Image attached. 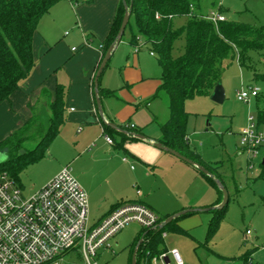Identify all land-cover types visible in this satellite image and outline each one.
<instances>
[{"label":"rangeland","instance_id":"1","mask_svg":"<svg viewBox=\"0 0 264 264\" xmlns=\"http://www.w3.org/2000/svg\"><path fill=\"white\" fill-rule=\"evenodd\" d=\"M61 5L64 4L61 3L58 7ZM219 6L227 10L224 15L229 21L264 26V0H201L204 15L216 11ZM50 21L43 22L42 29ZM181 21L183 23L185 19L178 20V23ZM131 25L134 29L133 21ZM57 26V38H73L72 27L65 24ZM66 32L69 35L65 36ZM130 34L131 30L128 29L125 37ZM184 44L183 39L178 42L176 55ZM260 54L251 53L254 68L258 72L263 71ZM261 61L264 64V57ZM221 84L225 89V101L222 104L213 102L211 96H201L186 101L185 109L189 114L187 133L191 146L205 162L225 164L226 169L221 170L219 175L225 182L230 199L226 216L215 237L207 243L208 229L214 213L192 212L193 214L179 220L188 235L168 233L167 244L169 248L179 251L186 264H243L240 257L254 248L258 249L255 250L252 261L255 264H264V170L257 168L247 173L245 159L236 152L240 142L239 133L247 127L249 116L257 118L259 111L264 109V81H255L253 71L234 60L227 63ZM253 85L261 88L259 97L251 99L250 102L239 101L237 92ZM166 101L168 104L167 98ZM2 127L6 129L4 125L0 126V142L6 139L4 135L7 133H1ZM78 136L77 129L65 128L52 145L54 159L49 160L48 152L46 158L27 166L19 174V183L23 185L26 193H31L34 187L44 185L52 175L58 165L55 151L61 159L70 160L69 166L73 175L87 192L92 223L112 207H105L106 198L113 197L129 186L132 190L127 193L133 195L136 184L145 194H150L148 202L161 214V218L167 214L216 209L219 205L215 204L220 197L221 203L223 202L224 195L220 187L209 183L191 165L177 160L176 164H170L165 161V157H168L165 153L142 142L128 143L127 148L132 155L151 167L144 166L123 151L116 152L119 155L113 157L112 168L104 170L100 164L87 159L73 161ZM27 147L32 148L33 143H29ZM124 158L129 163H124ZM4 159L5 156L0 154V162ZM122 173L126 178H121ZM98 199H103L102 205L96 203ZM141 230L135 223L127 226L114 240L116 255L101 254L100 264H132V250ZM248 230L253 233L249 238ZM62 258L58 260L59 264H85L79 252H70Z\"/></svg>","mask_w":264,"mask_h":264},{"label":"trees","instance_id":"2","mask_svg":"<svg viewBox=\"0 0 264 264\" xmlns=\"http://www.w3.org/2000/svg\"><path fill=\"white\" fill-rule=\"evenodd\" d=\"M60 1L0 0V105L11 102V96L31 76L36 67L33 42L39 23ZM125 4L131 7V19L126 28V31L131 30L130 43L137 46L142 40L150 45L162 70V84L153 99L163 93L168 99L170 116L160 125L159 143L206 168L226 187L217 172L222 164L205 162L190 144L187 133L189 114L185 103L196 97L211 96L216 85L222 82L227 63L234 60L252 70L255 81H264V64L261 61L264 57V26L229 20L214 24L204 18L201 0H122L103 45V59L116 42L126 13ZM217 10L221 14L227 13L221 6ZM180 19L186 20L182 26H178ZM182 39L185 44L176 55L177 44ZM252 52L261 53L262 72L254 68ZM101 96L115 95L114 92L99 89V98ZM29 108L32 117L28 123L0 142V154L5 156L4 161L0 162V172L7 173L18 183L19 174L27 166L46 157L66 123V88L58 84L55 96L42 91L40 102L29 105ZM257 118L259 125H264V109L259 111ZM102 125L108 135L114 132L107 124ZM29 143H33L32 148L27 147ZM22 149L25 150L23 155L20 153ZM196 169L208 182L218 186L213 178ZM227 208L228 204L221 209L209 210L214 217L209 225L207 243L215 237ZM189 214L193 213L184 216ZM184 216L166 224L161 231L141 230L135 243L139 245L137 260L150 262L167 249L163 232L188 235L178 226V221ZM256 249L248 250L240 261L246 264L253 258Z\"/></svg>","mask_w":264,"mask_h":264},{"label":"crops","instance_id":"3","mask_svg":"<svg viewBox=\"0 0 264 264\" xmlns=\"http://www.w3.org/2000/svg\"><path fill=\"white\" fill-rule=\"evenodd\" d=\"M121 1L61 0L40 21L33 42L36 67L31 76L23 83L24 85L22 84L21 89L11 96V102H4L0 105V126L4 125L6 127V129L2 127L1 133L7 131L4 135L6 138L28 123L32 117L29 105L40 102L42 91L46 90L55 96L56 87L60 84L66 88V123L55 141L65 128L78 130L77 150L73 161L87 159L90 162L100 164L104 170L112 168L113 157L119 155L116 152L123 151L144 166L151 167V165L142 162L140 158L132 155L127 148V144L132 142H142L157 148L155 144L159 143L161 138L160 125L165 123L170 116L169 107H166L169 105L166 101L167 97L163 93H159V97L153 99L162 84V70L156 55H152L150 45L141 40L135 46L130 43V36L123 37L119 46L112 53L99 79V89L114 92L115 95L113 97L101 96L102 115L97 107L95 97L94 84L103 59L102 47L110 34ZM61 3L64 5L58 7ZM49 19L51 21L48 26L42 29V23L47 22ZM185 22L186 20L183 23L181 21L178 26L184 25ZM58 24L72 27L73 38L70 40L67 37L57 38L55 32ZM67 35H69L68 32L65 36ZM70 44H76L77 46L71 47ZM102 123H111L120 129L135 125V133L144 137V139L132 140L127 135L114 130L110 136L114 139L115 145H108L103 138L104 128ZM52 145L48 150L50 153L49 160L54 159ZM157 149L168 156L165 157V161L170 164H176L177 161L186 163L162 149ZM54 155L58 159V165L44 185L71 163L69 159H61L55 151ZM242 157L247 165L246 157ZM123 162L129 163L127 158H124ZM218 163L222 164L219 165L220 168L217 166V172L219 173L226 167L223 162ZM209 164L215 163L209 162ZM192 167L200 174L196 167ZM112 171L116 172L115 169ZM120 176L126 178L123 173ZM19 184L27 195L44 186L34 187L31 193H26L23 185ZM130 190L132 189L129 186V188H124L114 194L113 197L106 198L105 207L106 205L112 207L95 222L104 218L117 204L135 201L144 203L161 218V214L148 202L150 194H145L138 184L134 186L135 193L133 195L127 193ZM138 190L142 192L141 196L138 195ZM221 201L222 198L220 197L215 205L221 204ZM96 203L102 205L103 199H98ZM196 212L200 211L194 213ZM201 212L209 211L201 210ZM172 215L175 214H167L161 219ZM178 226L183 229L179 221ZM168 237L165 239L167 248H169L167 244ZM132 252H134V249Z\"/></svg>","mask_w":264,"mask_h":264},{"label":"built area","instance_id":"4","mask_svg":"<svg viewBox=\"0 0 264 264\" xmlns=\"http://www.w3.org/2000/svg\"><path fill=\"white\" fill-rule=\"evenodd\" d=\"M204 18L214 24L227 21L218 10ZM260 93L261 88L253 85L242 88L236 96L241 102H250ZM121 130L132 138L135 125ZM103 138L108 145H115L104 130ZM239 138L237 153L246 157L247 171L264 170V125L250 115ZM137 193L142 195L140 190ZM133 223L146 231L165 227V220L140 201L124 202L92 223L88 194L69 166L30 195L7 173L0 172V264H59L58 260L70 252L81 253L85 264H100L101 254L116 255L114 240ZM251 235L248 230V238ZM167 237L163 232L162 238ZM138 250L137 244L133 252L137 264H186L177 249L167 248L150 262L138 261ZM246 264L255 263L249 259Z\"/></svg>","mask_w":264,"mask_h":264},{"label":"water","instance_id":"5","mask_svg":"<svg viewBox=\"0 0 264 264\" xmlns=\"http://www.w3.org/2000/svg\"><path fill=\"white\" fill-rule=\"evenodd\" d=\"M125 9H126V13H125V16L123 18L122 25H121V28L119 30V33H118L116 42L107 51V53H106V55H105V57H104L101 65L99 67V70L97 72L96 78H95V84H94V87L95 88L94 89H95V95H96V102H97V107H98L99 112H100L101 115H102V109H101V100L99 98V79H100V76L102 75L104 69L106 68V66L108 64V62H109V60L111 58L112 53L115 51V49L121 43V41L123 39V36L125 34V31H126L127 25H128V23H129V21L131 19V7H128L125 4ZM211 100L213 102L219 103V104H222L225 101V89H224V87H223V85L221 83H219L218 85H216V87L214 88V90H213V92L211 94ZM105 124H107L108 126L112 127L114 130H117V131H119V132H121V133H123V134L126 135V132L122 131L119 127H115L111 123H105ZM133 136L134 137H132V138H134V139H144V137H142V136H140V135H138L136 133H134ZM155 146L157 148H159V149H162V150L170 153L171 155L177 157L178 159H180V160L188 163L189 165H192V166L198 168L201 172H203L207 176L213 178L215 180V182L217 183V185L220 187V189H221V191L223 192V195H224L223 202L217 208L218 209H221L226 204H228V202H229V196H228V194L226 192V188L224 187V185L222 184V182L220 180L216 179L214 177V175L212 173H210L206 168H204L201 165L195 163L193 160L188 159L187 157L183 156L179 152L174 151V150H172L170 148L164 147L161 143H156ZM20 153L22 155L25 154V150H21ZM209 210L210 209H208L206 211H209ZM191 212H195V211H191ZM187 213H190V212L173 215V216L169 217L167 220H165V223L164 224L166 225V224L172 222L173 220L178 219L179 217L186 215ZM132 264H137L136 263V256L135 255H133V258H132Z\"/></svg>","mask_w":264,"mask_h":264}]
</instances>
